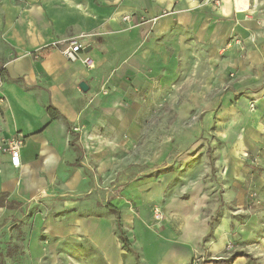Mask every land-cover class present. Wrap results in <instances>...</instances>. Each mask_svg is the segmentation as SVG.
Wrapping results in <instances>:
<instances>
[{
	"label": "crops",
	"instance_id": "crops-1",
	"mask_svg": "<svg viewBox=\"0 0 264 264\" xmlns=\"http://www.w3.org/2000/svg\"><path fill=\"white\" fill-rule=\"evenodd\" d=\"M102 1L86 0L82 6L81 0H0V255L7 241H17L16 226L24 221V264H48L43 256L49 254L51 238L57 241L54 249L67 240L84 239L100 254L101 264H124L127 251L115 232L117 220L139 264H189L197 256L200 264H224L215 260L239 251L250 256L229 264H264L257 215L247 217L246 207L234 206L244 200L243 180L204 181L200 172L192 168L182 175L169 161L170 167L151 176L126 179L122 195L114 197L113 146L126 122L111 123L108 110L116 94L92 93L99 65L107 61L101 51L105 43L120 47L127 63L136 58L159 68L166 63L169 73L175 70L176 60L154 55L152 44L146 42L148 47L141 50L146 46L135 38L140 30L133 26L135 20L158 35L183 30L195 34L207 49L211 71L222 79H239L223 92L220 110L246 111L245 102L234 108L229 100L234 89L264 74V0H221L217 7L196 0ZM240 4L247 9L236 10ZM124 14L132 16L129 23L121 19ZM90 31L104 32L81 41L79 57H91V69L61 51L66 38ZM173 41L177 46L182 38ZM48 107L54 108L53 115ZM13 137L22 139L17 167L4 150ZM161 154H154L152 163ZM251 185L264 190V174L256 173ZM183 192L188 199H181ZM215 196H220L217 201ZM44 201L52 205L50 212H38ZM157 206L160 220L154 218ZM2 264L14 263L7 259Z\"/></svg>",
	"mask_w": 264,
	"mask_h": 264
},
{
	"label": "rangeland",
	"instance_id": "rangeland-1",
	"mask_svg": "<svg viewBox=\"0 0 264 264\" xmlns=\"http://www.w3.org/2000/svg\"><path fill=\"white\" fill-rule=\"evenodd\" d=\"M85 1L81 0L82 6ZM94 2L101 5L103 1ZM125 15L129 16V20L123 19ZM123 17L121 19L129 23L132 16L124 14ZM139 24L134 20L133 26L140 27L135 36L140 45H145L146 42L152 44L154 55L165 56L164 59L168 56L169 59L173 58L176 60V67L169 73L166 63H162L160 68L158 65H146L136 58L127 63L128 58L121 59L120 47L114 46L112 42L101 45L107 61L99 65L100 76L94 82L92 93L110 94L109 96L116 94L114 104L108 110L111 123L117 125L122 120L126 122L120 139L113 146V196L122 195L126 179L151 176L173 164L182 175L193 168L200 172L202 180L215 181L216 184H220L222 180L240 179L247 190L244 200H238V205L234 206L246 207L247 217L248 214L257 215L259 242L264 239V190L253 187L251 183L256 173L264 174V74L232 92L229 103L237 108V104L243 101L247 104L246 111H222L223 92L230 90L239 79H222L211 71L206 60L207 49L200 45L195 34L191 35L183 30L176 34L158 35ZM130 26L125 24V28L129 29ZM103 34L102 31L77 32V35L66 38L64 44L66 46L70 39L92 41ZM176 36L182 38L181 44L177 43V46L173 41ZM145 46H140L141 50L148 47ZM97 131L102 133L103 130L98 128ZM253 141L256 144L253 145ZM159 152L162 153L161 156L155 160L156 163H152L154 154ZM245 172L250 175L245 176ZM217 191L215 189V194ZM219 194L222 195L221 192L217 195ZM180 197L188 199L189 195L183 192ZM219 197H212V200L217 201ZM202 198L206 199L205 196ZM44 203L41 208L37 207L38 212L41 209L50 212L52 205ZM234 206L230 204L228 208L234 210ZM159 210L161 211L160 208ZM117 214L114 212L115 219ZM240 219L243 221L244 217H239ZM23 224L27 225L24 221L15 225L19 229L17 241L13 245L12 239L6 242L9 245L2 248L0 264L7 259H11L14 264L23 263L24 252L20 236ZM8 231H12V224ZM55 242L57 241L53 238L48 240L49 254L43 256L48 264H101L100 254L84 239L67 240L59 249H54ZM125 250L127 253L124 264H139L138 253Z\"/></svg>",
	"mask_w": 264,
	"mask_h": 264
},
{
	"label": "built area",
	"instance_id": "built-area-1",
	"mask_svg": "<svg viewBox=\"0 0 264 264\" xmlns=\"http://www.w3.org/2000/svg\"><path fill=\"white\" fill-rule=\"evenodd\" d=\"M197 2L200 3H207V4H213L215 5L214 7H217L220 5L221 0H196ZM246 10L247 8L242 4H240V6H237L236 10L242 11V10ZM123 19L125 20H129V16L125 15L123 17ZM84 49V45L82 44L81 41L77 40V39H70L68 41V45H66L63 50H62V54L70 61H75L77 59H80L82 61V63L89 69L93 68L94 63H93V59L87 55H85L84 57H79V52ZM5 149L9 152L10 155V162L14 167L19 166L20 164V146L22 145V139L18 138V137H13L10 141H6L5 142ZM154 218L156 220H160L162 219V213L159 210L158 207H154ZM201 263V259L195 257L189 264H200Z\"/></svg>",
	"mask_w": 264,
	"mask_h": 264
},
{
	"label": "trees",
	"instance_id": "trees-1",
	"mask_svg": "<svg viewBox=\"0 0 264 264\" xmlns=\"http://www.w3.org/2000/svg\"><path fill=\"white\" fill-rule=\"evenodd\" d=\"M54 108H51V107H48V112L53 115L54 114V111H52ZM1 202V200H0ZM115 232H116V235L120 241V243L122 244V247L124 249H128L129 248V243H128V240H127V237L125 236V234L123 233L122 229H121V226L119 224L118 221H116L115 223ZM247 256L249 257L250 255L246 254L245 252L243 251H239V252H234L232 255H230L227 259H217L215 260V262L217 263H224V264H229L232 260H234L236 257H239V256Z\"/></svg>",
	"mask_w": 264,
	"mask_h": 264
},
{
	"label": "water",
	"instance_id": "water-1",
	"mask_svg": "<svg viewBox=\"0 0 264 264\" xmlns=\"http://www.w3.org/2000/svg\"><path fill=\"white\" fill-rule=\"evenodd\" d=\"M79 87H80L82 90H86L87 85H86V83H85L84 81H81V82L79 83Z\"/></svg>",
	"mask_w": 264,
	"mask_h": 264
}]
</instances>
